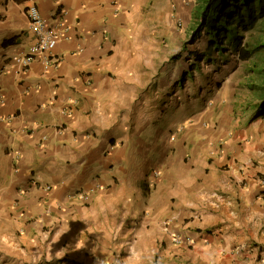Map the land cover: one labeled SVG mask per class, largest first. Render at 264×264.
Here are the masks:
<instances>
[{"label": "crops", "instance_id": "0c3cea01", "mask_svg": "<svg viewBox=\"0 0 264 264\" xmlns=\"http://www.w3.org/2000/svg\"><path fill=\"white\" fill-rule=\"evenodd\" d=\"M33 5L61 35L54 66L36 59L24 71L13 59L34 40ZM194 8L0 0V219L13 225L0 264H127L159 253L158 240L171 264L224 252L264 264V118L244 134L211 105L184 125L167 121L188 74L173 43Z\"/></svg>", "mask_w": 264, "mask_h": 264}, {"label": "rangeland", "instance_id": "374dc122", "mask_svg": "<svg viewBox=\"0 0 264 264\" xmlns=\"http://www.w3.org/2000/svg\"><path fill=\"white\" fill-rule=\"evenodd\" d=\"M193 26L194 22L192 23ZM173 44L175 58L185 56L188 59V62L184 61L183 66L188 74L181 80L183 87L182 85L181 87L176 86L173 91V110L168 114L166 113L169 124L175 126L184 125L186 123L185 119L189 118L192 113L203 111L206 106L211 105L214 110L218 111L217 118L220 117L219 121H221V124L229 121H239V127L237 128L239 133L248 132L251 125L256 122L250 112L249 105L258 103L248 83L253 75L251 72L252 67L260 64V58L257 56L250 62H242L239 60L238 55L233 52L226 57L214 55L211 60L207 58L204 60L203 55H205L207 49L206 39L201 38L194 42L192 29L186 33L181 43ZM195 85L201 88L199 94L193 90ZM168 109L170 111V107ZM177 129V127H174L173 134L178 133ZM255 129L264 131V119L255 124ZM239 133L238 135L240 136ZM0 214L2 213L0 212ZM11 231H13V225L6 221L3 215L2 220L0 219V237L5 232ZM131 241L133 242V240ZM158 244L162 246L160 252L163 251L165 241L158 240ZM144 249L142 247V250ZM160 252H154V254L151 253L150 255L142 254L141 260L137 262H135L137 260L136 257L131 253L127 255L129 257L127 262H132L127 264H171L170 260L171 258L174 259L173 255H166L165 257ZM229 255L224 252L220 257L214 256L213 261L211 258L203 261V264H206V262L210 264H213V262L214 264H234L235 261ZM222 259L225 260L222 262ZM187 261H181L179 258L176 262L177 264H195V262L196 264H201L200 261L198 263L195 259L193 261L189 259V263Z\"/></svg>", "mask_w": 264, "mask_h": 264}, {"label": "trees", "instance_id": "16d2710c", "mask_svg": "<svg viewBox=\"0 0 264 264\" xmlns=\"http://www.w3.org/2000/svg\"><path fill=\"white\" fill-rule=\"evenodd\" d=\"M193 41L206 39L204 60L233 52L242 62L259 57L248 86L258 103L249 105L254 120L264 118V0H193ZM190 3V4H191Z\"/></svg>", "mask_w": 264, "mask_h": 264}, {"label": "built area", "instance_id": "2783aa9c", "mask_svg": "<svg viewBox=\"0 0 264 264\" xmlns=\"http://www.w3.org/2000/svg\"><path fill=\"white\" fill-rule=\"evenodd\" d=\"M189 5L190 1H184ZM26 16L29 21V30L33 36V42L29 46L27 53L23 55H17L13 59V63L20 70H28L36 59L48 69L55 65L57 59L54 56V51L58 45L60 38V31L57 28L48 26L45 20L42 18L38 8L33 5L26 11ZM177 27L181 29L183 27L182 22L176 20ZM183 239L181 237H173V242L176 245L182 244Z\"/></svg>", "mask_w": 264, "mask_h": 264}, {"label": "clouds", "instance_id": "9594fccd", "mask_svg": "<svg viewBox=\"0 0 264 264\" xmlns=\"http://www.w3.org/2000/svg\"><path fill=\"white\" fill-rule=\"evenodd\" d=\"M190 3H191V0H190Z\"/></svg>", "mask_w": 264, "mask_h": 264}]
</instances>
